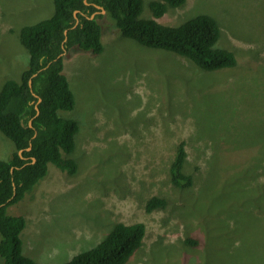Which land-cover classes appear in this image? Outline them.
<instances>
[{"label":"rangeland","instance_id":"rangeland-1","mask_svg":"<svg viewBox=\"0 0 264 264\" xmlns=\"http://www.w3.org/2000/svg\"><path fill=\"white\" fill-rule=\"evenodd\" d=\"M150 1L143 0L144 18ZM52 12V0H0V88L27 68L20 28ZM198 15L217 22L215 47L232 52L235 67L205 72L139 46L106 13L97 19L100 55L63 54L75 106L58 114L79 127L73 151L63 156L77 169L68 175L49 164L34 193L12 208L26 221L25 256L64 263L115 224L141 223L142 245L125 264H264V153L254 172L247 170L264 152V0H187L157 22L177 26ZM181 141L194 186L180 190L169 167ZM12 152L0 132V160ZM242 177L247 186L238 188L234 180ZM231 195L246 204L233 201L225 210ZM152 197L164 199L165 208L147 213ZM190 238L198 245L186 243Z\"/></svg>","mask_w":264,"mask_h":264},{"label":"trees","instance_id":"trees-1","mask_svg":"<svg viewBox=\"0 0 264 264\" xmlns=\"http://www.w3.org/2000/svg\"><path fill=\"white\" fill-rule=\"evenodd\" d=\"M52 1L53 12L49 18L20 28L18 39L29 56L27 68L18 82L8 80L0 88V132L13 146L10 158L0 160L2 264H41L22 253L20 235L26 221L12 208L34 193L35 186L46 177L49 164L68 175L76 172L75 162L63 156L73 151L79 127L75 120L58 114L70 112L75 106L74 95L63 72L64 58L61 54L72 49L94 56L103 52L102 29L97 22L101 13L96 6L104 9L124 38L139 46L176 54L205 72L236 66L232 52L215 47L221 32L212 17L198 15L177 26L157 22L168 9L182 7L187 0H152L148 3V18L142 17L143 0ZM95 12L97 14L91 17ZM263 153H256L254 167L247 170L254 172ZM186 162L185 142L181 141L169 167L170 181L176 189L194 186L193 176L185 173ZM233 184L238 188L247 186V178L235 179ZM227 189L231 191L230 187ZM233 201H237L239 206L246 204L245 201L241 204L237 197L231 195L224 201L225 210ZM165 206L164 199L152 197L146 202L145 210L149 213ZM144 235L145 227L141 223H117L96 246L60 264H125L141 247ZM195 241L190 238L186 243L197 246Z\"/></svg>","mask_w":264,"mask_h":264},{"label":"water","instance_id":"water-1","mask_svg":"<svg viewBox=\"0 0 264 264\" xmlns=\"http://www.w3.org/2000/svg\"><path fill=\"white\" fill-rule=\"evenodd\" d=\"M96 8L100 11L101 14H104V13H105L104 9H102L101 7L96 6ZM73 15H74V18H75V25H76V24H77L76 12H74ZM91 17H93V16H91ZM75 25H74V26H75ZM66 34H67V30L64 31L65 40H66ZM65 40H64V41H65ZM64 53H65V51H63V53L61 54V56H62ZM33 76H35V74H34ZM29 85H30V81H29ZM39 101H40V100L38 99V102H39ZM35 109H36V112L38 113L37 107H35ZM28 125L30 126V123H29ZM26 150L29 151V150H30V146H29ZM18 154H19L20 158H22V157H21V151H19ZM32 161H33V160H32Z\"/></svg>","mask_w":264,"mask_h":264},{"label":"bare ground","instance_id":"bare-ground-1","mask_svg":"<svg viewBox=\"0 0 264 264\" xmlns=\"http://www.w3.org/2000/svg\"><path fill=\"white\" fill-rule=\"evenodd\" d=\"M188 171V170H187ZM186 173V172H185ZM128 176V175H127Z\"/></svg>","mask_w":264,"mask_h":264}]
</instances>
